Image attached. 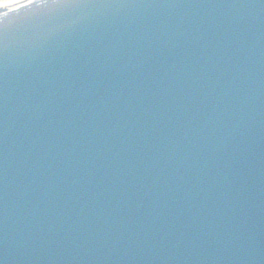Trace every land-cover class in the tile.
Here are the masks:
<instances>
[{
  "label": "water",
  "instance_id": "water-1",
  "mask_svg": "<svg viewBox=\"0 0 264 264\" xmlns=\"http://www.w3.org/2000/svg\"><path fill=\"white\" fill-rule=\"evenodd\" d=\"M217 8L221 10L222 15L224 14L223 6L212 1L208 6V15L204 22L208 21L212 12L217 10ZM263 26L264 20L260 18L256 27L261 28ZM196 27V37H199L202 28L199 24H196ZM187 28L188 24L184 23L179 27V31H184ZM238 30L240 29L238 28ZM260 31L258 30V33ZM229 32L233 33V30ZM135 36L129 44L118 43L120 53L115 63H112L114 59L110 58L115 55L113 46L104 44L95 52L90 49L92 42H87L80 46H72L68 52H65V58L68 59L71 54L81 55V52L86 51L81 55L83 58L79 56L72 63V67L65 65L63 54L59 57L60 65L70 76L65 78V81L68 83L69 91L74 98L71 103L63 107V113L66 114L72 111L73 115L87 117L85 115H89V113L84 112V115H82L80 107L75 105L77 99L85 95L87 99L100 102L103 98L113 96L108 106H100L98 103L84 106L95 112L99 110V116L105 120L99 129L88 131L87 140L105 135L106 126L109 125L106 123L107 121L115 120L118 125L117 130L124 132L130 124H133L140 117L147 116L133 124V129L136 133H133L130 137L123 138L124 143L136 145L132 150L126 151L122 157L119 153L122 150H118V153L114 155H109L108 153L94 160L74 162L72 165L74 175L71 178L70 186L72 190L63 196L68 200L81 199V204L76 203L75 211L70 210L74 214L75 219L69 216L68 221H62L60 225L53 226L54 219L59 218V215H51L52 219L47 224V234L52 236L55 243L53 247H47L43 254L46 260L41 264L46 262L55 264L59 260L67 261L65 254L61 250L69 247L68 241L70 237L66 231L68 228L72 234L78 235L81 239L74 245L75 250L83 248L92 250L96 241L95 238L108 239L111 236L119 235L124 248L123 252L136 253L137 257L153 256L154 250L151 246H159L163 237L173 238L176 233L183 234L184 229H188L182 226L179 218H171V220L167 218L166 210L170 208L172 203H177V209H182L192 204L196 209L198 207H207L211 214L215 213L212 206L204 200L203 195L199 194V187L208 181L209 187L213 191L219 188V191H216L220 197L219 199L224 202V206H228L224 211L217 207L218 216H216V219H221L219 212L221 211L227 216L229 224H235L236 222L235 226H230L229 230L224 229V232L228 233V235L224 236L220 245L216 244V250L212 249L216 251L214 254L217 255L218 251L228 252V250L235 248L239 253L242 250H249L248 252L253 255V261L258 262V264H264V260L258 257V249H264V208L258 191L262 190L264 192V188L252 186L251 190L256 195L247 193L248 202L244 205V208H237V193L234 187L218 181L212 175L211 168H204L196 160H187L188 156L178 146L165 145L167 140L171 141L182 135L181 140L183 142V139L194 138L196 133L202 131L203 135L210 140L207 144V149L202 147L198 139H194L193 144L189 147L196 154L205 156L202 158L205 162H208L207 156L217 155V157H222L226 155L231 161L238 164L239 168L248 166L256 169L257 164H254V161L248 162V164L241 161L244 156L240 149L236 147L237 145L232 142L236 135L231 130L238 132L240 130L243 131V129H239L237 125L230 127L223 124L222 120H220L222 117L220 104L223 103L225 105L227 100L224 99L222 102L220 98H217V95H214L210 98L211 100L205 103L200 102L201 93H196L195 91L189 94L184 93L181 90V83L180 86L178 85L179 80H181L179 76L181 75L173 74L167 79L159 80L160 88L164 90L162 99L165 103L171 102V104L162 107L163 103H153L154 98L157 99V93L154 92L157 89V77L152 75L150 77L148 75L133 77L130 73H122L125 68L122 65V58L134 55L139 49L138 40ZM258 37L262 38L260 35ZM184 43L192 45L188 41H184ZM212 43L215 46L218 44L215 39H212ZM194 46L204 47V45ZM192 47L188 52H193ZM247 48H249L251 54V64H245L249 61L245 58L246 51L244 49L236 48L235 44H230L229 46V50L236 53L231 58L237 65V73L241 72L239 77L237 76L236 78H233L235 75L232 76L230 74L231 70L229 68L223 66L225 62L214 64L213 60L210 59L211 62L208 61V57L203 53L204 50H198L197 52L200 54H192L188 58L194 59V64L197 67L205 65L206 70H202L199 76L208 81L213 92L219 93L224 90L228 93H234L231 80L237 83L236 91L241 92L243 82L240 79L242 73L247 75L246 83L248 89L259 88V90L264 91V46L254 40L252 46ZM227 52L228 49L223 51V54L225 55ZM86 53L92 58H84ZM173 63H176V61ZM100 64L102 65L99 66ZM81 67H85V72L81 76H75ZM173 67L172 64L168 69ZM220 69L224 70V72H221ZM104 71H107L108 75L104 76ZM153 73L151 72V74ZM222 73L225 74V78L230 80L225 81V78L219 75ZM230 75L232 78H230ZM88 76L93 77V80L87 79ZM252 79H255V81L252 82ZM119 86L123 88L117 89ZM240 103L244 104L243 102ZM242 104L235 106L237 123L238 125L248 126L247 122L251 121V117L248 116L244 120L245 123H242L240 113L250 110L251 106ZM166 108V116L157 118L158 115L165 113L163 109ZM223 108L225 109V106ZM18 110H22V106L16 105L9 108V106H5L3 101H0V112H6L9 122L13 123L17 119ZM28 110L31 112V109ZM183 117L190 120V122L184 121ZM38 118L39 116H35L32 121L37 122ZM185 122L190 125L186 127ZM251 124L253 126L251 131L256 139L254 142L248 140L247 142L251 143L252 147L258 145V149H260V144L264 141V119L256 116ZM169 126L173 127L171 131L167 129ZM83 128L84 126L82 125L81 130ZM256 130H258V133ZM152 131H156L157 134L153 139L154 141L148 145L144 144L145 141L143 140L146 136H154ZM5 140L8 143L10 137H6ZM218 140L223 141L222 144L217 143ZM140 143L143 144L138 145ZM184 146L188 147L185 144ZM16 148L17 144L14 143L9 150L10 152L8 151V155L3 153L0 148V165H5L15 159ZM27 151L23 162L36 167H41L43 164L52 165L60 157V152L56 145L47 138H44L40 143L34 142ZM81 162L84 164L83 166L80 165ZM209 164L215 167L214 163ZM97 171L108 174L114 179L111 181L103 179ZM259 171L262 172V170L258 169V174L256 173L255 175L258 182L262 178ZM153 174L161 179L165 178V181L169 178L171 182L168 186L163 185V188H149L147 186L145 188L147 190H144L141 184L131 183L130 186H125L127 182L122 180L123 178L130 180L148 179ZM244 177L243 174H238L231 179L232 182H239L241 192L249 188L245 184ZM252 179L253 177H251L250 183L253 182ZM49 182V178L40 177L31 172L15 171V169L9 170L7 175L0 174V213H2V218H0V264H16L18 258H20L22 264H36V261H38L39 254L37 252H39L40 244L44 240H39V238L41 233L45 232L39 220H42V214L44 215L48 211L46 206L39 203L42 199H46L48 193L46 189L53 185ZM133 187L135 188L132 189ZM169 191H173L174 195ZM156 192H159V194L164 193V196L160 203L154 204ZM65 198L63 197L62 200L64 201ZM189 198H196L198 202H188ZM40 207H43V209H40ZM98 208H101V210H98ZM31 213L32 216L30 215ZM55 213H61L60 216L65 217L69 211L65 215L64 207H57ZM177 214L179 213L177 212ZM248 215L250 217H247ZM191 218L193 219V216ZM77 221L82 225H77ZM82 226L84 228L82 232H79ZM49 227L52 228L49 229ZM246 227L249 228L251 233L243 232ZM188 230L194 229L190 228ZM61 235H65L66 239L64 242L59 243ZM207 235L208 233L203 235L202 239V243L206 246H208L209 241H212L209 237L206 239ZM130 238L132 239L131 242H134L133 244H130ZM175 240L182 243V238L179 235L176 236ZM26 244H30V248L27 249L29 251L25 252L21 257L18 256L26 249ZM195 249L196 241L187 243L185 253L194 252ZM52 250L56 252H52ZM161 253L165 252L161 250ZM89 257L92 258L93 262L96 261L94 257L87 254L84 255V259L80 264H87L86 260ZM228 257L226 256V258ZM131 259L130 257L123 260L119 259L116 260L117 262L107 260L105 264H128L127 260ZM154 264L161 263L155 261ZM208 264L211 263L209 262ZM234 264L255 263L235 258Z\"/></svg>",
  "mask_w": 264,
  "mask_h": 264
},
{
  "label": "snow or ice",
  "instance_id": "snow-or-ice-1",
  "mask_svg": "<svg viewBox=\"0 0 264 264\" xmlns=\"http://www.w3.org/2000/svg\"><path fill=\"white\" fill-rule=\"evenodd\" d=\"M37 2L42 6H47L49 3L64 5L68 3L69 0H27V4L20 5L19 7L20 8L29 7ZM7 27L8 26L3 21H0V33H3L7 29Z\"/></svg>",
  "mask_w": 264,
  "mask_h": 264
},
{
  "label": "bare ground",
  "instance_id": "bare-ground-1",
  "mask_svg": "<svg viewBox=\"0 0 264 264\" xmlns=\"http://www.w3.org/2000/svg\"><path fill=\"white\" fill-rule=\"evenodd\" d=\"M25 3H27V0H0V16Z\"/></svg>",
  "mask_w": 264,
  "mask_h": 264
}]
</instances>
